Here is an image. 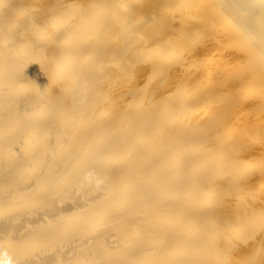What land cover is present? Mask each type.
<instances>
[{"label": "bare ground", "instance_id": "bare-ground-1", "mask_svg": "<svg viewBox=\"0 0 264 264\" xmlns=\"http://www.w3.org/2000/svg\"><path fill=\"white\" fill-rule=\"evenodd\" d=\"M0 264H264V0H0Z\"/></svg>", "mask_w": 264, "mask_h": 264}]
</instances>
